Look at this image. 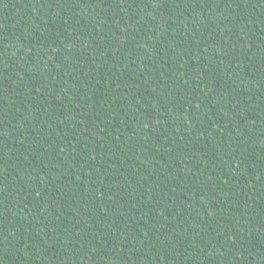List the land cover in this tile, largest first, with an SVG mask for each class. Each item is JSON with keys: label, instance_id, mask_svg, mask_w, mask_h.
Returning a JSON list of instances; mask_svg holds the SVG:
<instances>
[{"label": "trees", "instance_id": "trees-1", "mask_svg": "<svg viewBox=\"0 0 264 264\" xmlns=\"http://www.w3.org/2000/svg\"><path fill=\"white\" fill-rule=\"evenodd\" d=\"M0 264H264V0H0Z\"/></svg>", "mask_w": 264, "mask_h": 264}]
</instances>
